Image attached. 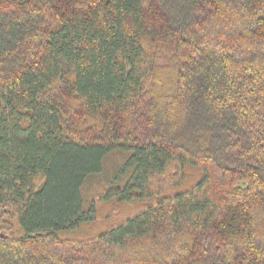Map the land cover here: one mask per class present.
Returning a JSON list of instances; mask_svg holds the SVG:
<instances>
[{
	"label": "trees",
	"instance_id": "obj_1",
	"mask_svg": "<svg viewBox=\"0 0 264 264\" xmlns=\"http://www.w3.org/2000/svg\"><path fill=\"white\" fill-rule=\"evenodd\" d=\"M0 264H264V0H0Z\"/></svg>",
	"mask_w": 264,
	"mask_h": 264
},
{
	"label": "rangeland",
	"instance_id": "obj_2",
	"mask_svg": "<svg viewBox=\"0 0 264 264\" xmlns=\"http://www.w3.org/2000/svg\"><path fill=\"white\" fill-rule=\"evenodd\" d=\"M120 161L121 155L117 153L111 154L110 157L106 159L103 173L99 176L93 177L83 188V193L87 199L94 197L102 189L106 182V178L110 176L113 168L118 165ZM133 209L134 207L132 204H116L114 202L99 203L97 217L92 223H88L80 229L72 232L60 233V237L88 238L95 236L110 223L120 220L130 214Z\"/></svg>",
	"mask_w": 264,
	"mask_h": 264
}]
</instances>
